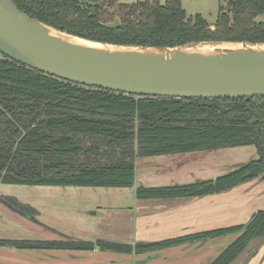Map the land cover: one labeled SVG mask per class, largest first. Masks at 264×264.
Returning a JSON list of instances; mask_svg holds the SVG:
<instances>
[{"label": "trees", "instance_id": "obj_1", "mask_svg": "<svg viewBox=\"0 0 264 264\" xmlns=\"http://www.w3.org/2000/svg\"><path fill=\"white\" fill-rule=\"evenodd\" d=\"M57 31L123 47L173 49L210 43L264 44V0H229L212 25L189 17L182 0H12ZM120 20L115 27L107 24ZM255 146L258 159L214 180L138 188L140 200L204 197L264 180V97L186 99L140 97L63 80L0 53V184L129 188L136 159ZM27 215L35 211L5 199ZM238 238L212 264H232L255 240H264V211L245 225L165 240L136 252L218 238ZM0 247L131 252L98 240L19 241ZM251 256L255 252L251 251Z\"/></svg>", "mask_w": 264, "mask_h": 264}, {"label": "crops", "instance_id": "obj_2", "mask_svg": "<svg viewBox=\"0 0 264 264\" xmlns=\"http://www.w3.org/2000/svg\"><path fill=\"white\" fill-rule=\"evenodd\" d=\"M257 159L255 146L139 157L135 183L129 188L0 184V239L101 240L132 248L126 253L98 247L92 251L0 247V264H212L238 235L142 253L136 247L247 224L264 211V180L195 198L140 200L136 191L214 180ZM6 198L35 214L17 210ZM232 264H264V240L253 241Z\"/></svg>", "mask_w": 264, "mask_h": 264}, {"label": "water", "instance_id": "obj_3", "mask_svg": "<svg viewBox=\"0 0 264 264\" xmlns=\"http://www.w3.org/2000/svg\"><path fill=\"white\" fill-rule=\"evenodd\" d=\"M118 24L120 20L106 26ZM50 28L12 0H0V53L45 74L140 97H264V53L248 49L210 58L110 53L65 42L50 34Z\"/></svg>", "mask_w": 264, "mask_h": 264}, {"label": "rangeland", "instance_id": "obj_4", "mask_svg": "<svg viewBox=\"0 0 264 264\" xmlns=\"http://www.w3.org/2000/svg\"><path fill=\"white\" fill-rule=\"evenodd\" d=\"M120 3L124 4H131L135 3L138 0H118ZM145 1V0H143ZM227 0H182V6L186 10L189 17H195L197 15L203 16L209 23L212 25L216 22L217 15L219 13V5H223L226 7ZM161 4H165L167 0H160ZM258 22H264V15H261L257 18ZM56 31V30H55ZM201 45H210L214 47V57L221 56L224 53H229L232 51H239V47L244 50H248L251 47H258V48H264L263 45H250L246 43H220V44H210V43H204V44H198L193 45L190 47H183V48H173L170 50H179L184 48H193L198 47ZM137 48V47H136ZM140 48V47H139ZM144 49V48H143ZM155 49V48H154ZM166 50L167 49H162Z\"/></svg>", "mask_w": 264, "mask_h": 264}, {"label": "bare ground", "instance_id": "obj_5", "mask_svg": "<svg viewBox=\"0 0 264 264\" xmlns=\"http://www.w3.org/2000/svg\"><path fill=\"white\" fill-rule=\"evenodd\" d=\"M50 34L53 36H56L60 39H62L65 42H70L98 50H103L107 51L110 53H140V54H145V55H153V56H158L162 58H166L168 55L170 57H173L177 53H183L189 56L196 55L204 58H210L214 57V47L210 45H201L198 47H193V48H184V49H179V50H160V49H143L139 47H123V46H112L108 44H102V43H96L92 41H86L84 39H81L79 37H75L69 34H66L64 32L60 31H55L54 28H50ZM239 51H242L239 47ZM250 50L259 52V53H264V48H258V47H251Z\"/></svg>", "mask_w": 264, "mask_h": 264}, {"label": "built area", "instance_id": "obj_6", "mask_svg": "<svg viewBox=\"0 0 264 264\" xmlns=\"http://www.w3.org/2000/svg\"><path fill=\"white\" fill-rule=\"evenodd\" d=\"M229 0L226 1V3L228 4Z\"/></svg>", "mask_w": 264, "mask_h": 264}]
</instances>
